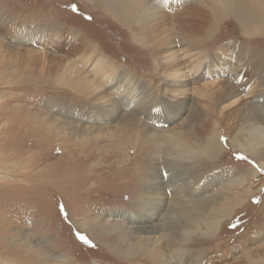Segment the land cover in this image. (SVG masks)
Masks as SVG:
<instances>
[{"label":"rangeland","instance_id":"374dc122","mask_svg":"<svg viewBox=\"0 0 264 264\" xmlns=\"http://www.w3.org/2000/svg\"><path fill=\"white\" fill-rule=\"evenodd\" d=\"M199 1L142 4L182 49L174 18ZM223 20L176 78L170 46L143 53L87 0H0V264H38L32 252L44 264H264V77L235 110L215 92L232 81L235 44L264 58V31L239 36ZM66 31L102 47L100 65L75 62L98 86L91 100L17 80L29 72L15 56L61 53L52 35ZM67 71L52 76L68 83Z\"/></svg>","mask_w":264,"mask_h":264},{"label":"bare ground","instance_id":"6f19581e","mask_svg":"<svg viewBox=\"0 0 264 264\" xmlns=\"http://www.w3.org/2000/svg\"><path fill=\"white\" fill-rule=\"evenodd\" d=\"M87 1L99 12L107 15L116 23L124 27L125 33L129 38V42H131L132 45L134 44L135 47L141 49L143 53H154L155 46H157L160 42L159 38L161 39V45L170 46V52H167L166 56L170 57L169 60H175L176 62H167L171 63L169 67H171L170 70H172L174 74H177L176 78L187 73V70H194L193 67H191L193 64L184 65L186 64V61H190L192 60L191 58L196 56V52L193 51H197V49H199V55H204L208 52H211V46H216L217 39L221 35L218 34L219 32H216L217 34L215 35V31L224 18H228L229 22L233 23L235 27H237V30H239V36H242L253 30H256L257 32L259 31L260 33H263L264 31V0H200L197 4L195 3L189 5L186 10L183 11V13L176 15L174 18L176 21L178 36L184 41V43L185 40L188 43L187 48L176 49L179 47L182 41L179 42L174 35L167 33V31L163 29L162 26L160 29L159 24H150V20L155 19L151 17L156 10H145L146 8L142 4L143 0ZM161 18L166 19L167 15L164 14L161 16ZM158 19L159 18H157V20ZM148 35H151V37L147 38ZM52 36L57 38L54 39L53 45L56 50H60L61 53L55 54V50H52L48 53L42 51H33V53H31L32 51H29L30 53L25 52V55L22 54L19 57H16V55L15 59H20L19 64L14 60L16 66L20 68L18 70L21 71L27 67L26 69L29 72L19 74L18 77L20 78L17 80H23L26 85H29L28 89H31L36 85L45 89L51 87L53 90L55 89L57 92L62 93L65 98L68 97L69 99L74 100L82 98L86 99L89 97V100H91L94 91L98 88V86H95V81L93 79H88V76L84 74L85 71L81 69V67L77 66L75 62L78 61L81 66H83L84 63L86 65L89 61L99 62L101 59L97 53L101 51L102 47L98 44L96 45L94 41L88 38L86 39V36L77 35L72 37L69 31ZM249 40L250 39H247V42ZM259 41L260 40H253L252 42L256 43ZM262 41H264V39ZM246 45H243L241 42L235 44L234 50H236V54H234L235 56L233 57V61H228L230 66H232V81L229 79H220L215 86V92L217 96L216 101L226 102L233 100L225 105V107L230 106L228 111L236 109L234 103L247 104L246 102H243V99L241 100V92L244 90V88L246 89L249 84H257L255 83L256 81L258 82L257 86H261V80H258L259 78L257 79V77H259V75L262 78L264 77V74L261 73V69L264 72V58L260 53H258L256 49L251 48L249 44ZM239 50L241 51L238 53ZM186 56L189 57V60H185ZM195 61L197 60L195 59ZM215 61H222L225 63L224 65L227 63V60H224L221 57H218V59ZM207 62H213L212 56L207 58ZM98 64L100 65L101 62ZM60 66L68 69V76L72 81L70 80V82L67 83L66 81L68 80L64 81L54 79L52 74L55 73V70ZM201 73L202 72H200L198 77L203 76ZM249 74L251 75L250 77ZM106 77L107 79L110 78L108 75ZM118 82L120 81L114 82L112 87L115 89L119 88V86L116 85ZM263 84L264 81L262 85ZM105 96L107 95L105 94ZM117 104L118 103L115 104V107L118 110H123L121 109L122 106H125L124 110H126V106H131V108H134L136 102L131 100L130 102L122 103L120 105ZM232 104L233 106H231ZM145 111L147 112L149 109ZM150 141H153L152 137H150ZM77 142L78 141H74L73 145H78L79 143ZM84 144L85 142L81 145ZM142 144H144V142ZM213 146L217 147L215 143H213ZM261 167H264V164ZM174 182L175 181H168L166 187L171 188ZM161 185L164 187L163 182H161ZM98 224L99 228L104 231L106 225L101 223ZM187 237H189V234H187ZM128 248H131V246L129 245ZM137 249L138 252H144L142 247L138 246ZM152 251L148 252L146 250L143 253L146 255V257L143 258L145 259V262L150 261L151 259L154 260L156 257H153ZM32 253L36 257H40L38 264H44L45 261L43 259H45L46 256L41 255L39 252Z\"/></svg>","mask_w":264,"mask_h":264}]
</instances>
